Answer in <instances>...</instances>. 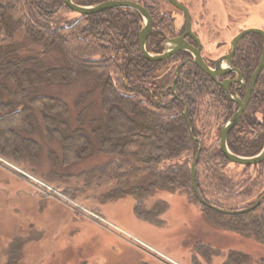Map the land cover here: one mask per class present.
Instances as JSON below:
<instances>
[{
	"label": "trees",
	"instance_id": "obj_1",
	"mask_svg": "<svg viewBox=\"0 0 264 264\" xmlns=\"http://www.w3.org/2000/svg\"><path fill=\"white\" fill-rule=\"evenodd\" d=\"M71 1L89 5L103 0ZM68 13L74 12L62 0H0V154L18 158L26 149L36 150L37 142L24 133L33 130L37 112L47 135L59 142L63 164L89 158L95 146L105 162L86 170L85 177L109 181L106 198L133 197L140 219L159 222L163 202L152 209L145 203L156 191L184 193L213 225L264 244V200L247 213L224 215L201 205L191 187L198 139L194 182L205 204L242 209L264 193V159L235 164L241 171L234 176L225 172L233 163L220 151L219 133L237 104L191 60L184 61L190 58L186 52L160 61L144 58L131 24L134 10L111 8L79 18H66ZM249 37L255 35L240 40L233 60L245 82L261 52V38ZM161 39L147 38L146 50L160 52ZM21 41L30 46L21 49ZM85 76L94 83L81 97L97 91L100 108V116L89 118L90 130L83 114L71 127L67 104L44 90L70 86ZM237 94L243 97V91ZM226 143L230 152L245 157L262 149L264 69ZM246 263L247 256L237 251H229L223 262Z\"/></svg>",
	"mask_w": 264,
	"mask_h": 264
},
{
	"label": "rangeland",
	"instance_id": "obj_2",
	"mask_svg": "<svg viewBox=\"0 0 264 264\" xmlns=\"http://www.w3.org/2000/svg\"><path fill=\"white\" fill-rule=\"evenodd\" d=\"M202 1L190 5L205 57L225 52L227 47L216 43H228L243 28L264 30V0H207L204 9ZM162 4L171 10L165 0ZM87 78L43 88L67 104L71 127L83 114L90 130L89 118L100 116V108L97 91L81 97L92 90L94 82ZM32 120L33 130L24 134L37 142L36 150L26 149L18 158L0 154V264H223L229 251L245 254L246 264H263L264 244L213 225L187 194L158 190L150 196L147 209L163 202L158 223L140 219L131 196L106 198L111 183L84 175L105 162L95 146L89 158L65 165L61 146L47 135L40 114ZM240 169L230 164L225 172L234 176Z\"/></svg>",
	"mask_w": 264,
	"mask_h": 264
},
{
	"label": "water",
	"instance_id": "obj_3",
	"mask_svg": "<svg viewBox=\"0 0 264 264\" xmlns=\"http://www.w3.org/2000/svg\"><path fill=\"white\" fill-rule=\"evenodd\" d=\"M169 1L173 5L179 7V5L174 0H169ZM62 2L72 12L79 13L82 15L98 13V12H101L103 10L111 9V8H131V9L138 11L146 20V25L144 26L142 32L140 33V38H139L140 51L146 59H148L150 61H160V60H164L167 57L171 56L173 53H175L178 50L188 49L192 54V62L200 70H202L204 73L209 75L212 80H216V78L219 75L224 73L221 69L223 61H226L227 65L230 66L231 57H232L233 52H234V47L236 46V43L238 42L240 37H242L245 34H249V33L260 35L262 37V41H263L261 54H260L258 63L256 65L255 69L253 70L251 76H250L248 86L246 89V93H245L243 100L237 98L235 95H230L228 92L227 86H225L224 83H220V85L224 89L225 95L228 97V99L235 102L238 105V107H237L236 111L221 126L220 134H219V148H220V151L222 152L223 156L229 162H231L233 164L254 165V164L260 163L264 159V144H263L262 149L257 154H255L253 156L245 157V156L236 155V154H233L232 152H230L228 147H227V143H226L227 135L233 129V127H235L237 125V123L239 122V120L242 116V113L245 110V108L249 102L250 95L252 93L255 81L257 80L260 72L264 68V31L263 30L257 29V28H247V29L242 30L235 38H233V40H232V51L230 52V54L227 56H221V57L217 58L215 60L214 67L210 68L209 66H207L204 63V61L201 57V53H200L201 42H200L199 38H193L195 43H196L195 47L189 46L183 38H176V39L168 41L167 43L172 44V46L167 45L166 48L164 49V51L161 53L150 54L149 52H147L145 49V42L147 39L146 37H147L148 31L150 30V19H149V16H148L146 10L134 2H131V1H105V2H101L98 4L92 5V6L77 5V4L73 3L71 0H62ZM232 71H235V70L233 69ZM236 72H237L238 77L236 79L232 80L233 82H237L240 80V73L238 71H236ZM184 115H185V113H184ZM194 140H196L198 142V150H197V153L195 155V158L193 159V161L191 162V165H190V179H191V187H192L193 193L201 205L207 206V207L211 208L212 210H214L220 214L236 215V214L247 213V212L255 209L256 207H258L262 203V201L264 200V193L259 198H257L252 205H250L249 207H246V208L239 209V210H224L221 208H217V207H213V206H209V205L205 204V202L200 198L199 193H198L196 186H195V182H194L196 162H197L199 152L201 149V144L199 143L198 139H194Z\"/></svg>",
	"mask_w": 264,
	"mask_h": 264
},
{
	"label": "flooded vegetation",
	"instance_id": "obj_4",
	"mask_svg": "<svg viewBox=\"0 0 264 264\" xmlns=\"http://www.w3.org/2000/svg\"><path fill=\"white\" fill-rule=\"evenodd\" d=\"M105 1H131V2H134V3L138 4L143 9L146 10V12H147V14L149 16V19H150V30L148 31V34H147V37L146 38H162L161 39V42H160L161 45H162V50L160 52L150 53V54H158V53L163 52L167 45L172 46V44H170V43L168 44L167 42L170 41V40L176 39V38H183L185 40V42L189 46H192V47H195L196 46V43H195V41H194L193 38H199V40H200V38H202L200 36V34L198 33V31L194 29L192 12H191V5H190V1L191 0H174L179 5V7L173 5L169 0H165L168 3V5L171 6L170 7L171 10H166L163 7L162 0H103V1H99V2L93 3V4L81 5V6H92V5H95V4H98V3H101V2H105ZM207 2L208 1L205 0V3H204L205 4V7H207ZM204 4H203V1H202L201 7L203 9H204ZM126 9H131V8H126ZM131 10H134V9H131ZM103 11H105V10H103ZM134 12H136V13L131 18V24L134 27L137 28V30H136V33H137L136 34V37L138 38V42H139L140 33L142 32L144 26L146 25V20H145V18L138 11L134 10ZM75 14H76V17H78V18L82 16V14H79V13H75ZM85 15H88V14H85ZM203 16H204V12H203ZM180 17H181V21L179 23ZM244 29H247V28H243V29L239 30L230 39V41L228 43H226L225 41H218L216 43V45H215L216 48L226 46L227 47V50L225 52H222L221 54H218V55L214 56V57H205V56H203V53H202V42L200 40V42H201V51H200V53H201V57H202L204 63L207 66H209L210 68H213L214 67V63H215V60L217 58H219L221 56H227V55H229L230 52L232 51V40H233V38H235ZM250 34L251 35H255V37H249V38H257V37L258 38H261V49H262L263 41H262V37L260 35L253 34V33H249V34L243 35L242 37H240V39L236 43V46L234 47V52H233V55L231 57L230 66L227 65V62L226 61H223V64L221 66V69H222V71L224 73L221 74V75H219L216 78V80H213L215 83H217L222 88L223 92H224V89L220 85V83H224L225 86H227V89H228V92H229L230 95H235L237 98H239L241 100H243V98L245 96V93H246V89H247L249 80H248V82H245L244 81V79L242 78L241 71L239 70L238 67H236L233 64V60H234L235 53H236V50H237V47H238V44H239L240 40L242 38H245V36L250 35ZM127 37L129 38V34L127 35ZM145 44H146V42H145ZM139 49H140V47H139ZM179 52H186V53H188L190 55V58L189 59L186 58L184 60L185 62L187 60H191L192 61V54H191V52L188 49L178 50L175 53H173L171 56L167 57L166 59L172 58L174 55H176ZM260 54H261V52H260ZM171 67H172V65H171ZM231 69L232 70L234 69L235 71H232ZM236 71H238L240 73V80L237 81V82H233L232 80H234V79H236L238 77ZM249 79H250V77H249ZM170 88H172V86H170ZM242 91H243V97H240L237 93L238 92H242ZM253 91H254V87H253L252 93H253ZM252 93H251V95H252ZM251 95H250V97H251ZM230 101H232V100H230ZM237 107H238V105H237Z\"/></svg>",
	"mask_w": 264,
	"mask_h": 264
}]
</instances>
